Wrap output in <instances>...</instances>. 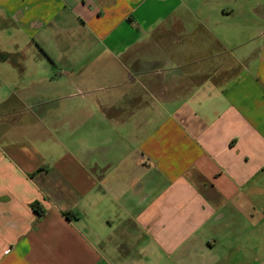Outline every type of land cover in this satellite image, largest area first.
I'll list each match as a JSON object with an SVG mask.
<instances>
[{"label":"crops","instance_id":"obj_1","mask_svg":"<svg viewBox=\"0 0 264 264\" xmlns=\"http://www.w3.org/2000/svg\"><path fill=\"white\" fill-rule=\"evenodd\" d=\"M0 264H264V0H0Z\"/></svg>","mask_w":264,"mask_h":264}]
</instances>
